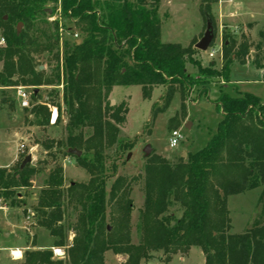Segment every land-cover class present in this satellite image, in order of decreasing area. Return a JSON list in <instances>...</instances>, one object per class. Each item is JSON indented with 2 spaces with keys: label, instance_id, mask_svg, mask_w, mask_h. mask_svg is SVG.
<instances>
[{
  "label": "trees",
  "instance_id": "obj_1",
  "mask_svg": "<svg viewBox=\"0 0 264 264\" xmlns=\"http://www.w3.org/2000/svg\"><path fill=\"white\" fill-rule=\"evenodd\" d=\"M158 6L159 0H0V39L4 41L0 46V115L10 121L19 102L16 89L25 88L27 105L19 103V120L9 125L32 134V146L54 162L30 206L34 248L25 251L19 264H108V251L124 257L120 264H139L154 252H161L169 262L193 247L201 250L204 264H264V221L243 233L230 234L225 203L228 195L264 186V101L253 94L230 97L220 93L215 105L222 118L204 148L176 162L151 154L142 175L116 176L106 199L105 161L112 159L114 177L120 158L117 149L133 147V142L117 138L126 109L110 105L112 89L139 86L142 98L148 99L155 87H161L163 103L153 110V117L178 93L182 115L194 87L200 97L207 95L209 82L219 78L228 82L231 65L244 63L251 47L247 34L238 43L229 32L224 35L221 68L216 69L214 61L202 66L194 44L184 47L160 41ZM56 12L80 34L79 43H62L61 57L57 22L53 33L35 28L37 23L48 26L46 18ZM204 15L210 19L208 11ZM18 24L22 30L17 31ZM255 49L251 64L264 71V51L259 44ZM44 54L47 70L36 63ZM53 110L54 123L50 121ZM61 111L67 115L66 135L49 137V131L61 129ZM85 129L92 131L86 138ZM37 131L39 138L33 136ZM113 145L112 156L106 155ZM70 149L81 152L76 161L90 179L86 185L64 189L58 155L71 156ZM40 161L23 169L22 161L10 170L0 168V207L27 211L26 193L20 190L31 188L33 178L45 169L37 168ZM138 178L144 203L136 226L138 241L132 244L130 193ZM72 205L77 211L74 225L68 223ZM107 205L110 225L105 222ZM171 209L180 211V216ZM69 232L74 234L71 242ZM57 247H65L61 259L52 255V248Z\"/></svg>",
  "mask_w": 264,
  "mask_h": 264
},
{
  "label": "rangeland",
  "instance_id": "obj_2",
  "mask_svg": "<svg viewBox=\"0 0 264 264\" xmlns=\"http://www.w3.org/2000/svg\"><path fill=\"white\" fill-rule=\"evenodd\" d=\"M206 11L209 12L212 22L214 39L207 51H199L198 57L202 66H206L208 62L214 61L215 68H221L224 35L229 32H232L236 36L238 43L242 40L241 36L243 33L247 34V42L251 44V47L248 55L245 57V62H234L231 65L228 82H224L221 78L209 82L206 96L198 97V87H194L188 101L185 103L184 114L182 115L178 93L173 95L168 107L164 111L157 112L153 117V110L156 107H160L161 103H163L160 99L162 95L161 87H155L148 99L142 98L139 86L114 87L108 97L110 105L111 101H113L114 103L111 106L120 105L122 106L121 108L126 109V113H121L124 117V122L118 126L117 138L126 142H133V147L121 151L117 149L120 158L115 163L116 174L114 177L111 176L113 173L111 166L112 159L110 158L105 161L102 177L108 176L105 182L106 199L114 178L118 175L127 178L135 177L137 174L142 175L146 158L151 154L163 157L171 162H176L178 157L186 159L187 155L194 154L204 148L215 133L217 125L222 118L221 112L215 105V101L220 93H225L230 97H239L245 93H250L264 101V71L256 69L251 64L256 53L255 46L259 44L261 52L264 51V0H159L158 15L161 20L160 41L162 43H177L184 47L195 44L205 31L206 17L204 13ZM46 20L48 21V26L37 23L35 28L44 27L53 33L55 32L53 28L54 22H57L56 30L58 32V44L60 47L59 56L61 57L62 43L65 40H80V37H78L80 34L75 29V25H70L68 21L59 17V12L46 18ZM69 26L73 28L72 31L67 29ZM22 29L23 26L21 25L20 30ZM260 31L263 33V36L262 33L259 34ZM211 50L214 51V57L209 58L208 53ZM36 63L41 64L47 70V55H41V57L36 59ZM190 71L195 72V69L190 68ZM194 77L197 79V76ZM58 88L59 90L62 89V85H59ZM19 103L20 106H23L21 101H19L11 119L13 123H17L19 120L18 112H20L19 108H21ZM61 112L59 125H61L62 130L55 128L54 132L49 131V137H56L58 135L65 137L66 135L63 133V129L67 122V115L64 111ZM28 130L34 134L32 129ZM172 130L179 131L181 139L175 147L170 148L169 139ZM22 131V128H15L13 130V133L6 139L7 148L0 145V163L6 162L8 158L7 154L13 155L9 157L11 159L9 160L8 167L4 166L0 168L6 170L12 169L22 161L21 156L23 154L27 155L32 151V163L41 160L37 164V168L45 167V169L41 170L33 178L31 184L33 188L20 190L26 193L27 211L24 212L23 207H0V230L11 232V240L4 245L18 244L19 247L23 248L22 256H24L26 251L24 241L30 243L33 240V229L31 226L32 210L30 206L35 203L39 187L43 185L47 173L54 162L37 146H31L33 143L32 134L28 135ZM83 132L85 138L92 133L91 129H85ZM33 136L39 138L41 133L37 131ZM23 143L25 144V148L21 150L20 146ZM147 145L150 146L151 152L145 157L143 150ZM30 146L35 149L33 150ZM115 148L116 145H113L110 150L105 151V154L112 156ZM128 155L130 157L127 159ZM58 161L61 163L63 170L64 189H67L72 184L86 185L89 182L90 175L79 165L75 156L62 157L58 155ZM131 187L130 198L133 205L129 220V232L131 243L136 244L138 241L136 226L139 211L142 209L144 203L142 179L138 178L137 181L133 182ZM225 203L230 224L228 233L230 234L243 233L246 229L260 225L264 221L263 185L255 189L228 195L225 197ZM73 206L68 208V223L70 225H74L77 220V211ZM171 210L175 211L176 217L180 216V211ZM110 212L111 208L107 205L105 222L109 225ZM72 232H69V242L72 241L74 236ZM15 240L17 242H14ZM1 244L2 242L0 241ZM57 248L62 250L63 256L61 258H63L65 247ZM1 254L0 264H13L10 258L6 256V253L3 252ZM123 258V256L115 255L111 251L105 254V262L108 264H120L123 262ZM139 264H204V256L199 248L193 247L186 254H175L169 262L165 261V257L161 252H154L148 260H141Z\"/></svg>",
  "mask_w": 264,
  "mask_h": 264
},
{
  "label": "crops",
  "instance_id": "obj_3",
  "mask_svg": "<svg viewBox=\"0 0 264 264\" xmlns=\"http://www.w3.org/2000/svg\"><path fill=\"white\" fill-rule=\"evenodd\" d=\"M1 46V45H0ZM43 68V67H42ZM13 118V117H12ZM11 118V119H12ZM10 119V121L7 119V117H5V115L4 116H0V145L2 146V147H4V148H7L8 147V144H7V138H8V136H10L12 133H13V130H15V129H12L11 127H10V123H13V120H11ZM25 134H27L26 132H24ZM29 135V134H28ZM24 144V143H23ZM22 144V145H23ZM24 146H25V144H24ZM32 146V145H31ZM30 146V148H32L33 150L35 149V148H33V147H31ZM26 148H27V146H26ZM31 149V150H32ZM31 153V156H32V151H30ZM4 155H6V154H4ZM9 155V156H8ZM13 155L12 154H7V159H6V162L5 163H0V167H8L9 165H8V163L10 162L9 160L11 159V158H9V157H12ZM33 158V157H32ZM3 162H4V160H3ZM31 164H32V160H31V162H30ZM29 163V164H30ZM33 188V187H32ZM26 198V197H25ZM26 202H27V200H26ZM14 210V209H13ZM15 210H19V209H15ZM16 212V211H15ZM14 212V213H15ZM17 214H18V212H16ZM15 213V214H16ZM8 224V223H7ZM3 229H4V226H3ZM10 235H11V232L10 231H5V230H0V241L2 242V244L0 245V252L1 253H6V256L7 257H9L10 258V260L13 262V264H19V263H21L22 261H21V259H23V254H22V247H19L18 246V244H16V243H14L13 245H4L5 243H7V242H9L11 239H10ZM32 240V239H31ZM30 240V241H31ZM14 242H17L16 240L14 241ZM24 248L26 249V250H28V249H30V248H34V247H32L31 246V244L30 243H28V241H24ZM11 251H14V252H16V254H15V256L16 257H14V258H12L11 257V255H10V252ZM0 253V256L2 255Z\"/></svg>",
  "mask_w": 264,
  "mask_h": 264
},
{
  "label": "water",
  "instance_id": "obj_4",
  "mask_svg": "<svg viewBox=\"0 0 264 264\" xmlns=\"http://www.w3.org/2000/svg\"><path fill=\"white\" fill-rule=\"evenodd\" d=\"M5 19V18H4ZM20 26L21 24H18L16 29L17 31L20 30ZM214 39V32H213V26H212V22L210 19H207L206 20V28H205V31L202 35V37L194 44V48L197 49L198 51H201V52H205L208 50L210 44L212 43ZM77 43H79L80 41L77 40L76 41ZM39 69H42V66L39 67ZM114 102L111 101V105L113 104ZM151 152V148L149 145L145 146L144 150H143V154L145 157H147ZM68 153L71 155V156H75V157H80L81 156V152L79 150H76V149H70L68 151ZM130 157V155L127 156V159ZM32 160V156L31 154H27L21 164H20V169H23L27 164H29Z\"/></svg>",
  "mask_w": 264,
  "mask_h": 264
},
{
  "label": "built area",
  "instance_id": "obj_5",
  "mask_svg": "<svg viewBox=\"0 0 264 264\" xmlns=\"http://www.w3.org/2000/svg\"><path fill=\"white\" fill-rule=\"evenodd\" d=\"M3 44H4V41L1 39V41H0V45H3ZM208 57H209V58L214 57V51H213V50H211V51L208 53ZM16 96H17V99H18L19 101H21V103H22L23 106H26V105H27L28 97H29V96H28V93L26 92L25 88H23V87H18V88L16 89ZM55 118H56V111L53 110L52 113H51V120H50V121L53 123L54 120H55ZM180 139H181V135H180L179 131H177V130H172V132H171V137H170V139H169V147H170V148L175 147V146L178 144V141H179ZM24 148H25L24 145H21V146H20V149H21V150H23ZM52 252H53L54 257H56V258H61V257L63 256V252H62V250H61L60 248H53V249H52ZM15 254H16V252H14V251H11V252H10V255H11L12 258L16 257Z\"/></svg>",
  "mask_w": 264,
  "mask_h": 264
}]
</instances>
